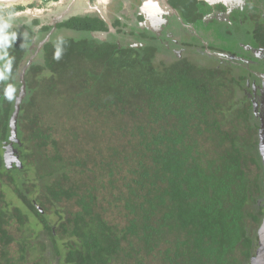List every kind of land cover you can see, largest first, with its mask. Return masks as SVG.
Returning a JSON list of instances; mask_svg holds the SVG:
<instances>
[{
    "label": "trees",
    "instance_id": "trees-1",
    "mask_svg": "<svg viewBox=\"0 0 264 264\" xmlns=\"http://www.w3.org/2000/svg\"><path fill=\"white\" fill-rule=\"evenodd\" d=\"M82 28L27 83L22 48L0 64V264H249L262 164L239 80Z\"/></svg>",
    "mask_w": 264,
    "mask_h": 264
},
{
    "label": "flooded vegetation",
    "instance_id": "flooded-vegetation-1",
    "mask_svg": "<svg viewBox=\"0 0 264 264\" xmlns=\"http://www.w3.org/2000/svg\"><path fill=\"white\" fill-rule=\"evenodd\" d=\"M108 1L0 0V64H9L8 53L22 48L28 56L13 63L25 64L17 75L27 83L28 72L34 75L39 64H46L47 44L74 38L89 23L105 28L88 31L101 33L103 41L111 38L119 46L137 48L152 44L159 60L186 58L232 72L227 75L240 85L236 95L251 101L257 127L262 189L247 207L259 220L250 219L256 242L249 264H264V0ZM10 149L5 143L3 155Z\"/></svg>",
    "mask_w": 264,
    "mask_h": 264
},
{
    "label": "water",
    "instance_id": "water-1",
    "mask_svg": "<svg viewBox=\"0 0 264 264\" xmlns=\"http://www.w3.org/2000/svg\"><path fill=\"white\" fill-rule=\"evenodd\" d=\"M19 101H20V99H19ZM19 103L20 102H18V104ZM16 110H17L16 113H18L19 108L16 107ZM263 144H264V142L261 141L260 142V148H263ZM12 150H14V149H12ZM12 150L10 149V152L7 151L8 153H5V156H4L5 164H7L8 167H11L12 166V163H14L15 160L17 161L16 158H13V152H12ZM263 236H264V230L262 231V237Z\"/></svg>",
    "mask_w": 264,
    "mask_h": 264
},
{
    "label": "rangeland",
    "instance_id": "rangeland-1",
    "mask_svg": "<svg viewBox=\"0 0 264 264\" xmlns=\"http://www.w3.org/2000/svg\"><path fill=\"white\" fill-rule=\"evenodd\" d=\"M85 35H86L85 32H79V33L74 32V33H73V37H74L75 39L81 38V37H83V36H85Z\"/></svg>",
    "mask_w": 264,
    "mask_h": 264
},
{
    "label": "crops",
    "instance_id": "crops-1",
    "mask_svg": "<svg viewBox=\"0 0 264 264\" xmlns=\"http://www.w3.org/2000/svg\"><path fill=\"white\" fill-rule=\"evenodd\" d=\"M108 2H109V1L107 0L106 5L108 4Z\"/></svg>",
    "mask_w": 264,
    "mask_h": 264
}]
</instances>
